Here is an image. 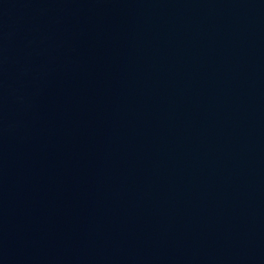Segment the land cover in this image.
Masks as SVG:
<instances>
[{
    "label": "water",
    "instance_id": "1",
    "mask_svg": "<svg viewBox=\"0 0 264 264\" xmlns=\"http://www.w3.org/2000/svg\"><path fill=\"white\" fill-rule=\"evenodd\" d=\"M0 264H264V0H0Z\"/></svg>",
    "mask_w": 264,
    "mask_h": 264
}]
</instances>
